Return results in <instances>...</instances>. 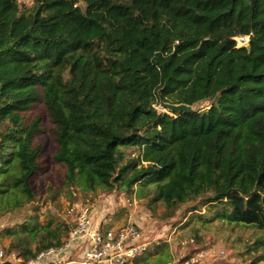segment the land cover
I'll return each instance as SVG.
<instances>
[{"label": "trees", "instance_id": "trees-1", "mask_svg": "<svg viewBox=\"0 0 264 264\" xmlns=\"http://www.w3.org/2000/svg\"><path fill=\"white\" fill-rule=\"evenodd\" d=\"M160 98L210 104L167 113ZM38 102L65 187L129 193L150 182L169 216L193 203L192 242L211 219L264 232V0H34L28 10L0 0V208L33 200L41 126L27 111ZM207 204L221 208L201 214ZM34 220L0 231L16 235L7 252L27 260L62 243L52 221ZM20 232L40 237L36 249Z\"/></svg>", "mask_w": 264, "mask_h": 264}, {"label": "rangeland", "instance_id": "rangeland-1", "mask_svg": "<svg viewBox=\"0 0 264 264\" xmlns=\"http://www.w3.org/2000/svg\"><path fill=\"white\" fill-rule=\"evenodd\" d=\"M17 1L21 10L31 9L34 3V0ZM209 104L208 101H201L187 105L186 108L202 111ZM154 106L159 111H169L161 107L160 101ZM27 115L30 119L39 117L41 126L33 138V146H40L37 157L39 168L30 180L34 197L31 202L21 203L20 209L10 211L0 208V231L5 228L20 229V223L27 217L34 216V222L40 225L52 221L50 227H57L61 239H64L68 231L66 226L73 224L78 208L87 199L93 205L96 218L104 216L109 219V226L134 223L143 229L144 238L151 241L149 249L128 264H163L167 257L166 264L188 258L194 260L193 264H264V246L247 251L256 238H264V232L251 225L211 219L206 225H198L199 239L192 242L190 224L185 223L188 216L196 211L184 212L193 203H184L174 215L169 216L163 203L153 199L154 186L150 182L141 186L136 184L129 193L99 188L83 192L76 185L65 187V168L52 160L57 144L53 134L54 124L48 111L42 102H38L27 111ZM134 149L133 153L138 155V149ZM220 208L209 207L207 204L200 213L209 209L213 216ZM18 235L32 251L40 243V237L32 240L21 232ZM14 237L16 235L0 236V250L7 251L10 242L15 240Z\"/></svg>", "mask_w": 264, "mask_h": 264}, {"label": "built area", "instance_id": "built-area-1", "mask_svg": "<svg viewBox=\"0 0 264 264\" xmlns=\"http://www.w3.org/2000/svg\"><path fill=\"white\" fill-rule=\"evenodd\" d=\"M249 38L250 34L235 36L236 46H246ZM85 201L61 244L41 249L27 260L15 251L0 250V264L7 260L12 264H128L149 249L151 241L144 238L141 227L134 223L109 226V219L96 218L93 205ZM193 263L188 258L172 264Z\"/></svg>", "mask_w": 264, "mask_h": 264}, {"label": "water", "instance_id": "water-1", "mask_svg": "<svg viewBox=\"0 0 264 264\" xmlns=\"http://www.w3.org/2000/svg\"><path fill=\"white\" fill-rule=\"evenodd\" d=\"M160 105L163 109L169 110V111H165L167 113L187 111L186 104H174V103L164 102L161 98H160ZM1 264H12V263L7 260L2 262Z\"/></svg>", "mask_w": 264, "mask_h": 264}]
</instances>
